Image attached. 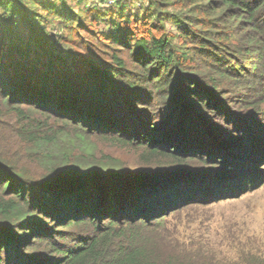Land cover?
Masks as SVG:
<instances>
[{
	"label": "trees",
	"instance_id": "1",
	"mask_svg": "<svg viewBox=\"0 0 264 264\" xmlns=\"http://www.w3.org/2000/svg\"><path fill=\"white\" fill-rule=\"evenodd\" d=\"M263 181L264 0H0V264H264L179 225Z\"/></svg>",
	"mask_w": 264,
	"mask_h": 264
},
{
	"label": "rangeland",
	"instance_id": "2",
	"mask_svg": "<svg viewBox=\"0 0 264 264\" xmlns=\"http://www.w3.org/2000/svg\"><path fill=\"white\" fill-rule=\"evenodd\" d=\"M243 194L207 210H189L185 220L189 223L179 225L224 256L235 252L234 245L264 255V181Z\"/></svg>",
	"mask_w": 264,
	"mask_h": 264
}]
</instances>
